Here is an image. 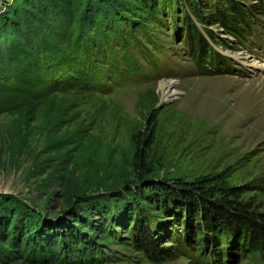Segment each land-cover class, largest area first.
<instances>
[{
  "label": "rangeland",
  "instance_id": "rangeland-1",
  "mask_svg": "<svg viewBox=\"0 0 264 264\" xmlns=\"http://www.w3.org/2000/svg\"><path fill=\"white\" fill-rule=\"evenodd\" d=\"M231 1L0 0V86L23 79L40 89L47 78L64 90L40 105H0V264H21L7 259L34 238L52 248L39 264H251L234 242L220 261L223 244L197 248L184 207L144 187L216 177L217 187L246 189L241 201L264 213V69L251 64L264 63V3ZM217 6L236 27L207 18ZM196 31L206 41L199 59ZM3 48L33 54L13 68H34L9 79ZM169 81L176 94L162 99ZM136 137L150 146L144 182ZM73 195L87 198L74 206ZM138 213L158 249L177 246L179 256L157 263L137 249Z\"/></svg>",
  "mask_w": 264,
  "mask_h": 264
},
{
  "label": "trees",
  "instance_id": "trees-1",
  "mask_svg": "<svg viewBox=\"0 0 264 264\" xmlns=\"http://www.w3.org/2000/svg\"><path fill=\"white\" fill-rule=\"evenodd\" d=\"M146 1L142 0L143 3ZM229 1L232 2L231 0ZM261 1L264 3V0ZM229 5L235 12L239 13L240 16L243 17V11L240 9L238 4L233 2ZM226 10L228 11L229 9L227 7L223 9L217 6L215 7L214 13L207 18L217 19L225 25L236 27V25L231 22V20H233V16L230 20L228 14L225 13ZM190 28L194 30L193 25ZM240 32L242 34L244 30L241 29ZM189 44L191 52L196 50L200 51V53L198 52L199 59L201 53L205 51V38L198 31L192 32L189 38ZM32 46L35 47V52H37L39 47L38 42L32 44ZM2 52L4 53L2 61L4 65L6 64L5 71L7 72L9 79L13 78V74H15L14 78H16V71L18 69H20L18 70L19 74L23 70L24 73H29L35 66L33 65L32 68L29 67L28 69H22L26 66V64H24L22 68H13L12 66L13 63H15V60L18 61L17 63H22L25 59H27L25 60V63H30L29 60L33 54H24L20 50L10 51L9 49L7 50L4 48ZM210 59L213 63L218 64L217 58L215 59L211 55ZM36 60L38 61L37 58ZM45 69L47 73L50 68L45 67ZM33 79H35V77ZM72 79H75V77H72ZM16 81L20 82L13 86L11 84H8L9 86H0V105L7 104L12 101V99L16 98L25 99L24 101L29 100L28 104H30V99L33 97H38L37 103L40 105V103H43L44 100L49 98L51 95H60L59 91H64L59 89L61 88L59 86L61 82L57 80L51 82L52 79L46 78L47 82L44 83L50 87L39 85L40 89H38V86L32 81L27 82L28 84L22 82L23 79H16ZM65 83L66 82L63 84ZM11 107L15 109V111H18V109L21 108V105H14L13 102V106ZM36 107L37 106L33 104L29 106V108L32 109H35ZM142 143L145 144L144 142ZM142 143H140L138 137L134 138V170L139 182L146 181L147 175L149 176L152 173L149 166L146 165L147 151L150 146L146 143L145 150L142 147ZM147 181L149 182H146L144 187L155 189V192L158 195L170 199V206L178 205L184 207L185 230L188 232L191 241L195 243L197 248L199 245L206 244L208 242H212L215 248L217 245L223 244L224 249L222 251L215 249V254L218 258L220 257V261L222 259L221 256L226 255L229 250L228 248L230 247V244H228V248H226L225 245L227 246L228 242H234V248L240 252V255H248L249 260H251V264H264V213L254 210L249 204L241 201L240 195L245 192L246 189H243L240 186L224 187L223 184L217 187L219 180L216 177L210 176H202L192 181H186L182 178ZM13 198L14 197L12 195H5L3 199L9 200ZM86 198L87 197L85 196L73 195L72 200L75 199V202L73 201L72 205L75 206L76 202L78 203ZM172 200H178L179 202H177L178 204H175ZM74 208L75 207L71 209ZM131 234L137 249L145 253L147 256L150 255L149 257L151 258L153 257L152 261L154 262L158 263L159 261H166L179 256L181 253L180 248L177 246H169L158 249L157 240L155 239L156 235L153 229L145 218L140 217L139 213L136 217L133 228L131 229ZM68 237H75L73 230L72 232L70 231ZM40 241L41 239L34 238L33 242L29 243V246H27L25 244L26 241L24 242L21 239L18 244V252L7 260H10V262H19L21 264H39V262L46 263L43 259L51 253L52 248H45L46 242ZM56 246L57 244H54L52 247L56 248ZM155 258H160L161 260H156Z\"/></svg>",
  "mask_w": 264,
  "mask_h": 264
},
{
  "label": "bare ground",
  "instance_id": "bare-ground-1",
  "mask_svg": "<svg viewBox=\"0 0 264 264\" xmlns=\"http://www.w3.org/2000/svg\"><path fill=\"white\" fill-rule=\"evenodd\" d=\"M251 64L254 67L260 68V69H264V63H259L256 60H251ZM160 89L162 91V99H168L169 97H171L172 95H175V90H172V82L169 81L166 84H161Z\"/></svg>",
  "mask_w": 264,
  "mask_h": 264
}]
</instances>
